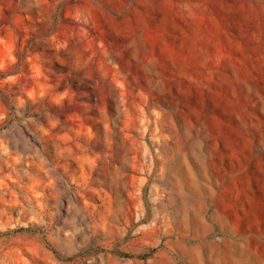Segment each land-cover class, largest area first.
<instances>
[{
	"label": "rangeland",
	"instance_id": "obj_1",
	"mask_svg": "<svg viewBox=\"0 0 264 264\" xmlns=\"http://www.w3.org/2000/svg\"><path fill=\"white\" fill-rule=\"evenodd\" d=\"M0 264H264V0H0Z\"/></svg>",
	"mask_w": 264,
	"mask_h": 264
},
{
	"label": "crops",
	"instance_id": "obj_2",
	"mask_svg": "<svg viewBox=\"0 0 264 264\" xmlns=\"http://www.w3.org/2000/svg\"><path fill=\"white\" fill-rule=\"evenodd\" d=\"M232 228H233V225H232ZM234 229V228H233Z\"/></svg>",
	"mask_w": 264,
	"mask_h": 264
}]
</instances>
